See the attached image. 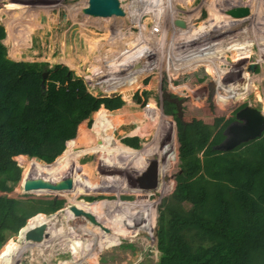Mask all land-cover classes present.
I'll list each match as a JSON object with an SVG mask.
<instances>
[{"label": "rangeland", "instance_id": "374dc122", "mask_svg": "<svg viewBox=\"0 0 264 264\" xmlns=\"http://www.w3.org/2000/svg\"><path fill=\"white\" fill-rule=\"evenodd\" d=\"M91 1L3 0V4L8 6L2 7L0 4V25L3 28L6 26L7 30L4 28L5 38L2 41L6 48V57L14 62L28 64L23 76H19L16 78L17 80L14 79L7 84L8 97L38 98L41 95L42 76L46 73L44 91L60 102L59 96L64 94L61 90L71 87L76 90L74 83L71 85L67 83L68 87L66 84L60 86L54 83L59 73L64 71L66 74L75 72L77 76H81L79 79L81 82H78L88 84L91 91L87 96L77 100L70 98L65 102H75L92 96L115 97L123 101L120 107L112 110L101 105L92 114L90 126L87 122L79 124L75 137L66 143L65 150L57 157V162L54 163L57 166H48L52 169H41L38 166L40 164L32 158L23 183L31 175L38 176V172L43 175H46L47 172L46 176L52 179L61 177L73 160L79 162L91 158L93 148L98 146V139L103 141L104 146L115 147L128 143L126 148L133 149L132 153L130 151L127 153L128 156L130 155L129 160L134 155V151H138L135 162L140 163H133L130 166L128 163L129 168H122L121 171H127L131 167L135 168L133 174H128L127 182L133 183L134 179L142 173L143 180L148 183L147 189L145 184L144 188L137 191L128 189L123 193L108 192L107 195L100 194L101 197L94 195L98 192L91 193L90 191L88 193L96 201L103 200L100 202L101 204L109 202L107 200L120 202L118 200L124 199V202L134 206L132 210L154 203L158 235L151 242L148 235L134 228L120 226L114 228L110 225L100 224L98 221L91 222L92 220L88 218L82 222H72L75 209L67 203L65 194L68 195V198L77 199V197H81L77 191H56L57 194L48 190L28 192L23 189V183L22 187H19L22 168L17 169L15 173L13 169L9 170L10 172L7 170L5 172L3 169L0 170V184L2 185V182L6 181L3 183L4 186L7 185L6 194H14L18 190L16 196L18 199L0 195L3 198L21 202L38 200L52 203L50 200H45L47 198L36 197L62 194L61 196L66 199L65 205L61 200L56 202L54 206L57 204L60 206L53 213L36 214L30 217L26 221L27 223L25 222L26 225L24 223L23 227L28 228L32 222L36 225L47 218L51 221L49 222L50 236L36 244L34 251H27L24 247L25 252L14 261L19 247L22 246L20 237L23 236L22 234L20 236V230L23 227L17 234H7V240L0 247L1 255L4 253L9 255L10 263L7 264H55L57 258L60 259V262L68 260L64 264H158L162 258L158 249L161 212L168 208L170 201L174 199L173 195L183 192L185 186L197 187L200 185L206 165V154L213 149V146L220 143L213 144L217 131L224 123L228 122L227 127L236 121V113L240 111L238 109L235 113L223 115L212 110L202 101L203 108L199 109V106L193 102L194 100L200 102L197 97L188 100L187 96H189V92L191 94V91L187 92L186 85L191 79L196 78V82H191V86L196 85L197 89L193 94L198 96L207 90L206 87H203L206 85L204 78L206 68L199 65L194 72H178L175 66L178 60L184 59L189 62L185 68L187 71L198 64H208L212 67L220 65V68L223 69L227 63L231 64L235 56L237 63H241L246 56L251 57L250 60L244 62L247 66L245 75L240 74V68L235 66L233 69H229L228 75L224 73L222 78L228 86L231 85V88L234 86L235 92L246 104L241 109L249 106L264 114V0H104L99 3L98 12L94 13L95 11L92 10L89 15L83 14L82 9L89 6L88 4L92 5ZM238 6H248L252 11L249 18H244L251 21L249 23L247 21L248 24H242V27L247 26L246 29L250 30L242 34L237 32L242 29V18L236 19V22L227 20V17L233 19L228 11ZM105 8H108L107 11L110 13H102L101 11H104ZM119 8L120 10H118ZM9 10L12 11L9 12ZM239 20L242 21L238 22ZM8 25L11 26L10 30L7 28ZM217 26H220L221 32L223 29L227 34L218 33ZM31 28L32 31H30ZM237 34V40L232 41V36ZM223 40H225V44H219ZM235 43V47L241 51L234 49ZM195 45L197 46L195 47ZM200 48L209 51V53L218 52L213 57L202 56L195 60L193 56L197 53L196 49ZM145 53L152 55L151 62L134 69L136 62ZM240 54L243 56L239 57ZM232 56H234L233 59H231ZM190 57H192L193 63H190ZM127 67L132 70L130 72H128L129 70L122 71ZM108 73L111 75L106 76L105 74ZM111 76H113L112 80L103 79ZM231 76H233V80H230ZM61 77L60 82L63 83L66 75L61 74ZM21 78H25L23 81L25 86L32 85L34 88V91L28 92L27 96L14 92L18 86L17 82ZM243 78L245 79L243 80ZM166 79L169 82L168 88L165 87ZM171 81L174 82V85L171 84ZM156 83H160V86ZM241 88L242 90H240ZM163 92H166L170 101L169 104L164 101L163 108H161ZM150 102L154 104V107L144 110ZM167 111L175 113L176 117L166 120ZM201 111L208 113L209 117H206L204 125L200 124L199 126ZM226 127L222 131L224 138L223 133ZM166 130H169L168 133ZM152 143L154 145L150 147ZM181 145L184 146L178 152ZM79 146L92 149L74 157L73 152ZM144 147L146 148L145 154L141 152L145 149ZM105 151L113 152L112 148L105 149ZM171 151H175L176 157L173 158L172 164L169 166L168 175L170 178L168 177L166 182L172 183L173 190L164 195V188L166 189L167 186V183L162 181L164 171L167 169L164 161L166 155H171ZM117 153L122 152L118 150ZM194 153L199 158L193 161L189 168H182L180 160ZM69 154H71V158L68 157ZM65 159H69L68 166L62 162ZM167 159L169 162V157ZM88 163V167L83 168L87 175L84 181L87 183L93 180L92 170L95 168L93 165L96 162L89 159ZM89 165L92 166L91 172ZM108 169L113 171L111 168ZM72 174L77 185V180L83 177H80L79 172H72ZM96 175L98 173H95L94 177ZM112 189L117 191L121 188L113 185ZM154 192L165 197L156 201ZM85 198L88 201L92 200V198ZM85 203L81 200L75 206L82 207ZM108 217L109 214L105 216V218ZM72 224L74 226L72 234H63L55 238L56 233ZM101 225L104 226L101 228ZM60 239H62V243ZM59 242L61 244L63 242L77 244L75 247L79 246L78 251L66 249L64 251L66 254L59 255ZM2 261L3 259L0 257V264Z\"/></svg>", "mask_w": 264, "mask_h": 264}, {"label": "trees", "instance_id": "16d2710c", "mask_svg": "<svg viewBox=\"0 0 264 264\" xmlns=\"http://www.w3.org/2000/svg\"><path fill=\"white\" fill-rule=\"evenodd\" d=\"M4 4L2 3L3 7H6L7 4L5 6ZM4 28L0 25V170L5 169V172L6 170L10 172L13 169L15 173L17 169L22 168L19 180V187H22L23 179L32 159L20 156V154L37 158L47 164L53 162L65 150L66 143L75 137L79 124L87 122L90 126L92 114L101 105L112 110L120 107L123 101L115 97L92 96L75 102H65L70 98L77 100L87 96L91 91L88 84L79 83L81 76H77L75 72L66 74L64 71L59 73L54 83L62 86L61 74H65L64 84L73 80V83L78 87L76 90L74 88L61 90L64 94L59 96L60 102L57 101L58 99L50 97L44 91L45 88L40 90L41 95L38 98L8 97L7 84L19 76H23L28 64L14 62L6 57V48L2 42L5 38L6 29L4 30ZM7 28L10 30L11 26L8 25ZM32 30L31 28L30 31ZM232 37V41H236L238 34ZM224 42L225 40L219 44L224 45ZM233 46L235 49L236 43ZM196 51L198 54L195 53L193 56L195 60L202 56L213 57L218 52L209 53L201 48ZM242 56V54L239 55V57ZM191 58L190 63H193ZM235 58L231 69L236 66L240 68L239 73L245 75L247 66L244 62L250 60L251 57L246 56L241 63H237ZM188 63L184 59L178 60L175 64L178 72H194L199 65L206 68L204 76L206 85L203 87H206L207 90L201 95L199 94L200 96L193 94L197 90L196 85L191 86V82H196V78L191 79L186 85L187 92L191 91L187 99L191 100L197 97L200 102L198 103L196 100L193 102L199 106V109L203 108V103H206L205 105L210 106L212 110L226 115L235 113L242 106H246L239 94L235 92L234 86L232 89L231 85L228 86L223 78L219 79L223 72L220 65L212 67L208 64H198L185 71ZM228 74L229 71L226 75ZM233 76L228 78L233 80ZM24 79L18 80V86L14 92L27 96L28 92L34 91V88L32 85L25 86ZM211 87L212 89H210ZM10 92L14 94L13 91L10 90ZM153 107L154 104L150 102L144 110ZM201 113L202 116L198 121L200 122L199 126L206 123V117H209L205 111H201ZM175 115V113L167 111L166 120L176 117ZM160 116L162 117L161 112ZM227 124L228 122L224 123L217 131L213 144L224 139L222 131ZM165 127L167 128L166 124ZM168 131L166 130V133ZM183 146L181 145L178 152L182 150ZM121 148L126 149L123 145ZM127 153L129 152L127 151ZM9 155L12 156L6 158ZM206 155V165L200 185L197 187L185 186L183 192L180 190L181 193L177 192L173 195L174 199L170 201L168 208L165 205L166 209L161 212L158 249L162 258L158 264H264V133L261 138L240 144L231 151L222 152L212 149ZM197 156L194 153L189 155L188 159L180 160V166L184 169L189 168V165L199 158ZM68 157H71V154ZM165 157L164 163L167 169L164 171L162 181L167 183L169 166H171L173 158L176 157V153L171 151V155ZM167 157H169V162ZM62 162H65L66 166L69 165V159ZM54 165L57 166V164L52 166ZM38 166L41 169H52V167H44L42 164ZM42 172L44 173V171ZM55 173L57 174V171ZM151 173L152 171L149 173L150 176ZM45 174L47 175V172ZM39 175L43 174L38 172ZM4 182L6 181H3L2 185L0 184V195L17 198L18 190L14 194L5 193L7 185L4 186ZM171 184V182L167 183L164 195L172 192L173 185L171 186ZM147 187L148 183L146 189ZM54 193L57 194V192ZM65 195L69 205H76L80 201ZM153 195L157 198L156 201L165 197L160 196L157 192H154ZM49 196H37L36 198L59 199L66 204V199L61 195L50 194ZM58 206L60 204L53 207L52 203L48 201L21 202L0 197V247L7 240V234H17L30 217L39 213H53ZM33 223L28 228H22V236L26 230L35 226ZM103 226L101 225V228ZM20 239L22 240V237ZM60 242L62 243V239ZM66 243L63 242V244ZM24 247L27 251L36 249L35 245L20 246L14 261L25 252ZM0 257L3 259L2 264L10 263L7 253L0 254Z\"/></svg>", "mask_w": 264, "mask_h": 264}, {"label": "water", "instance_id": "95a60500", "mask_svg": "<svg viewBox=\"0 0 264 264\" xmlns=\"http://www.w3.org/2000/svg\"><path fill=\"white\" fill-rule=\"evenodd\" d=\"M88 5L89 6L84 7L85 9H82L83 14L89 15L90 11L94 9L91 4ZM228 14H230L232 17L235 18H245L251 14V9L244 6H238L228 11ZM196 46L197 45H195V47ZM151 60H152L151 54L149 53L143 54L139 59V61L136 62L134 69L145 66L146 64L151 62ZM126 70H129L128 72H130L132 69L130 70L128 67L122 69V71L124 72H126ZM46 76H47L46 73H44L42 76L41 89H44L46 87L44 83L46 80ZM171 84L174 85L172 81ZM168 86H169V82L166 79L165 87L168 88ZM240 90H242V88ZM162 98H165L166 100L170 101L169 97L166 95V92L162 93ZM263 133H264V114L256 108H252L249 106L244 107L243 109H240V111L236 113V121L230 123L226 127L223 133L225 136L224 140L220 142L218 145L213 146V149L217 151L228 152L233 150L240 144L261 138ZM20 156H24V155L20 154ZM25 157L28 159H32L28 156ZM33 159L39 164H42L44 166H52L55 162H57V158L49 164L44 163L37 158H33ZM72 178L73 177L70 174H66L65 176L62 177H57L56 179H52L46 175H39V176L31 175L29 178H27L24 181L23 189L28 192L33 190H48L53 192L70 191L73 189ZM140 182H141V178L140 179L135 178L133 183L130 184L129 182L127 184L126 188L130 190L135 189L137 191L140 189L139 186ZM116 187H120V186H116ZM120 188L123 189V187ZM48 200L52 201V206H54L57 202V200H51V199ZM97 203L98 202H94L93 204H97ZM49 229H50V223L48 220H46V221H42L40 224H36L31 229L26 230L23 233L22 246L36 245L41 243L42 240L47 239L50 236ZM21 233L22 232L20 230V236Z\"/></svg>", "mask_w": 264, "mask_h": 264}, {"label": "bare ground", "instance_id": "6f19581e", "mask_svg": "<svg viewBox=\"0 0 264 264\" xmlns=\"http://www.w3.org/2000/svg\"><path fill=\"white\" fill-rule=\"evenodd\" d=\"M103 1L104 0H92L91 1L92 6L94 8L93 10L95 12L99 11V8H100L99 3L103 2ZM245 7H248V6H245ZM108 8H105V10L101 11V12L102 13H110V11H107ZM248 8H250V7H248ZM118 10H120V8ZM118 10H116V11H118ZM116 11H114V12H116ZM251 15H252V11H251V14L248 15L247 17L249 18ZM242 19H243V21L242 20L238 21V22L242 21V23H241L242 29L239 30L240 32L237 31L239 34H242L243 32H249L248 30H250V29H246L247 26L242 27V24H244V23L248 24L251 20H249V19L245 20L244 18H242ZM247 21H248V23H247ZM153 30L155 31V29H153ZM216 31H218V33L227 34L224 32L223 29L221 32L220 26H217ZM214 33H216V32L214 31ZM233 58H234V56L231 57V59H233ZM258 62H259V60H258ZM232 63H233V60L231 61V64L227 63V65H225L223 67V69H222L223 72L220 75L219 79H221L223 77L224 73L226 74L229 71V69H231ZM105 75L108 76L111 74L108 73ZM112 77L113 76L106 77V78L102 77V78L107 79V80H110V79L112 80ZM123 146L126 147L127 145L125 144ZM159 147H161V146H159ZM71 207L73 209H75V211L73 212V216H72V222H77V221L82 222L86 218H88L94 222L98 221V223H100V224L110 225V226H113L114 228H117L120 226V227H130V228L137 229L140 232L148 235L150 237L151 242L157 238L158 230L156 231V220H155L156 205L154 203L147 205L144 208H137L135 210H132V207H134L132 204H129L126 202H113V201L102 203V204L101 203L92 204V202L91 203L86 202L85 205L82 207H77L75 205H71ZM73 209H72V211H73ZM107 214H109V217L105 218V216ZM73 229H74L73 225L66 226V227H64L63 230L60 229L61 231L55 234V238L60 236V235H63V234L64 235L72 234L74 232ZM76 245L77 244H74V243H67L65 245L60 243V246L58 245L60 250L58 249L59 251L58 250L57 251H58L59 255L66 254V253H64V251H66V249H68V250L73 249V251H78L77 248H79V246L75 247ZM67 261L60 262V259L57 258V261L55 264H64Z\"/></svg>", "mask_w": 264, "mask_h": 264}, {"label": "flooded vegetation", "instance_id": "af4514ba", "mask_svg": "<svg viewBox=\"0 0 264 264\" xmlns=\"http://www.w3.org/2000/svg\"><path fill=\"white\" fill-rule=\"evenodd\" d=\"M159 84L160 83H158V85ZM173 84H174V82H173ZM158 88H160V87H158ZM161 97H162V95H161ZM161 100H162V103H161V106H160L161 108H163L162 104H163L164 101H166L169 104V101L166 100L165 98H161ZM153 141H154V138H153ZM97 144H98V146L93 148L94 151L92 152V154L90 156L91 158H89V159H91L92 162H94V163L96 162L97 163V164L95 163V165H93V167H95L92 170V172H93L92 173L93 174L92 175L93 176L92 177L93 180H91L89 183H87V181H84V180H86L87 175L84 173L83 168L86 167V166L88 167V164H89L88 163L89 162L88 158H86L84 161H79V162H74V160H73V162H71L70 166L66 169L67 171H65L62 174V176H65L66 174H70L73 177L72 172L73 173L74 172H79L80 173V177H83V178H79V180H77V183H78L77 185H76V182H75L76 180L74 179V177L72 178L73 179V189L72 190H75V191H77L80 194L81 197H77V200H82V201L90 202V203L92 202V204L94 202H98V203L102 202L103 200H101L99 198L100 200L96 201L95 198L91 197V194L88 193L90 191H91V193H95V192L97 193L98 192V194H94L97 197H101V195H107L108 192H115V193H123L125 191L127 192L128 189L126 188V186H127V183H128L127 182L128 174L129 175L133 174V170H136V169L133 168V167H131L127 171L126 170L125 171H121V169L125 168V167L129 168L127 166L128 163H129V166H130V164H133V163H140V162H135V160H137V157H138V153H137L138 151H134V155L129 160L130 155L128 156L127 151L128 152L130 151V153H132L133 149L132 150L129 149V148L125 149V148H121V146H119V145H116L115 147H113V148H115V149H113L114 152H108L107 153L105 151V149H110V147H112V146H110V145L104 146L103 145V141H101L99 139L97 140ZM123 145H124V143H123ZM126 145H128V144L126 143ZM153 145L154 144L152 143L150 147H152ZM91 149L83 148V146H79L73 152L74 157L77 154H80V153H83V152L87 153V151H89ZM118 150H121L122 153H120V154L117 153ZM141 152L143 154H145L146 153V148L143 151H141ZM84 156H86V155H84ZM89 166L91 167V168L89 167V170L91 172L92 166L91 165H89ZM108 168H111L113 171H109ZM118 171H120V172H118ZM95 173H98V175H96V177H94ZM139 175L140 176L136 177V179H140L141 178V182H140L139 186H140V188H142L143 184H147L146 183L147 181L145 182L143 180V178H142L143 174L142 173H140ZM113 185H115V187L116 186H120V187L123 186V189H125V190H121L120 189L121 191L120 190L114 191L112 189ZM132 185H131V187H132ZM83 197L84 198L87 197V199L92 198V200L88 201V200H86V198L84 200ZM121 198L123 199L124 197H121ZM121 198H119V199H121ZM45 200H48V199H45ZM57 201H59V199H57ZM118 201L124 202V199L123 200H118ZM63 204L65 205V203H63ZM47 220H49V218H47Z\"/></svg>", "mask_w": 264, "mask_h": 264}, {"label": "crops", "instance_id": "0c3cea01", "mask_svg": "<svg viewBox=\"0 0 264 264\" xmlns=\"http://www.w3.org/2000/svg\"><path fill=\"white\" fill-rule=\"evenodd\" d=\"M12 1H15V0H12ZM2 3H3V0H0V4H1V6L3 7V5H2ZM8 6V5H7ZM4 10H6V9H4ZM10 11H12V10H9V12ZM6 12H7V10H6ZM6 12H4V13H6ZM94 13H96V12H94ZM231 16V15H230ZM233 19L231 20V19H229V17H227V20L228 21H232V22H236L235 20L236 19H238V18H235V17H232ZM226 19V18H225ZM119 24V23H118ZM2 26V25H1ZM6 27V26H5ZM6 29V28H5ZM7 31V30H6Z\"/></svg>", "mask_w": 264, "mask_h": 264}, {"label": "built area", "instance_id": "2783aa9c", "mask_svg": "<svg viewBox=\"0 0 264 264\" xmlns=\"http://www.w3.org/2000/svg\"><path fill=\"white\" fill-rule=\"evenodd\" d=\"M68 82H70L69 85H71V83H73V80H72V81H68ZM68 82H65V84L67 85ZM62 85H64V82H63ZM74 85H76V84H74ZM75 87H78V86L76 85ZM71 88H72V87H71Z\"/></svg>", "mask_w": 264, "mask_h": 264}, {"label": "clouds", "instance_id": "9594fccd", "mask_svg": "<svg viewBox=\"0 0 264 264\" xmlns=\"http://www.w3.org/2000/svg\"><path fill=\"white\" fill-rule=\"evenodd\" d=\"M158 84V83H157ZM159 86V85H158ZM25 156V155H24Z\"/></svg>", "mask_w": 264, "mask_h": 264}]
</instances>
